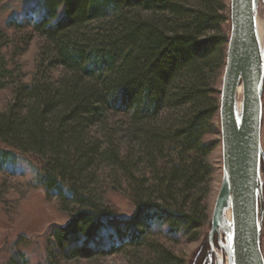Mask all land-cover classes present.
<instances>
[{"label":"trees","instance_id":"obj_1","mask_svg":"<svg viewBox=\"0 0 264 264\" xmlns=\"http://www.w3.org/2000/svg\"><path fill=\"white\" fill-rule=\"evenodd\" d=\"M37 2L33 30L46 41L44 56L66 76L57 85L18 89L20 106L0 115V141L49 156L39 182L64 205L75 204L69 224L53 231L56 247L67 257L91 259L118 247L140 248L163 228L197 241L211 227L204 200L215 145L204 138L219 118L214 81L226 60L230 21L224 1ZM115 116L126 127L122 153L115 134H107L103 148L90 133L94 126L112 133ZM13 154L0 150V160ZM141 162L146 170L138 175ZM101 165L133 203L125 222L97 205L91 168ZM104 228L117 234L111 249L95 243ZM160 248L157 264H185Z\"/></svg>","mask_w":264,"mask_h":264},{"label":"rangeland","instance_id":"obj_2","mask_svg":"<svg viewBox=\"0 0 264 264\" xmlns=\"http://www.w3.org/2000/svg\"><path fill=\"white\" fill-rule=\"evenodd\" d=\"M223 1L227 9L225 15L230 17L231 0ZM37 3V0H0V115L10 114L20 106L16 103V92L21 87L34 82L57 85L66 76L61 66L53 65L48 56H44L46 41L33 30V24L38 19ZM226 26L229 39L231 21ZM225 63L214 81V88L219 93ZM122 120L121 116L112 118L109 127L112 133L105 132L101 126L90 128L91 136L106 148L109 141L107 134H115L114 146L120 147L121 153L128 151L124 138L126 133L123 132L126 127L125 124L121 125ZM217 120L213 133L204 138L206 144L215 145L208 157L213 176L204 200L209 222L223 173L219 118ZM262 146L264 150V118ZM8 148L15 154V158L8 156L6 160H0V264H157L155 248L160 247L181 258L185 264H201L202 261L207 264L210 225L200 230L197 241H191L189 234L174 235L163 228V232H153L149 242L140 248L118 247L108 254L99 253L91 259L67 257L56 247L52 234L55 229L69 224L76 210L75 204L64 205L59 196L47 192L39 182L43 167L49 163V156L45 158L38 152H26L0 141V150ZM135 165L140 168L137 170L138 175L146 170L142 162ZM91 171L93 180L90 188L95 191L97 205L111 219L119 222L131 219L133 203L123 193L125 188L120 187V182L112 180L110 169L101 165L91 168ZM116 240L115 230L104 228L95 243L111 249ZM214 244L216 249L215 238ZM261 247L264 255V205ZM217 253L220 254V251Z\"/></svg>","mask_w":264,"mask_h":264},{"label":"water","instance_id":"obj_3","mask_svg":"<svg viewBox=\"0 0 264 264\" xmlns=\"http://www.w3.org/2000/svg\"><path fill=\"white\" fill-rule=\"evenodd\" d=\"M230 20L219 100L223 173L208 240L218 264H264V0H231Z\"/></svg>","mask_w":264,"mask_h":264},{"label":"flooded vegetation","instance_id":"obj_4","mask_svg":"<svg viewBox=\"0 0 264 264\" xmlns=\"http://www.w3.org/2000/svg\"><path fill=\"white\" fill-rule=\"evenodd\" d=\"M230 21H231V20H230ZM214 238H215V243L217 244V246H216V250L218 249V251H220V253L223 252L224 258H226V254L224 253L223 250H221L220 245H219V235L216 234V235L214 236ZM208 241H209V240H208ZM209 244H210V242H209ZM218 251H217V252H218ZM209 252H211V257H212V259H213V264H218L217 257H216V255H215L214 253H212V251H211V247H210V251H208V253H209ZM207 264H208V255H207ZM224 264H225V263H224Z\"/></svg>","mask_w":264,"mask_h":264}]
</instances>
